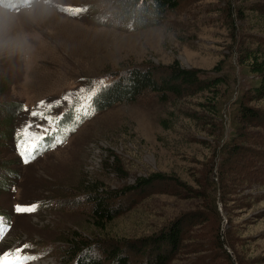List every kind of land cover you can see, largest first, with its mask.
Here are the masks:
<instances>
[{"label":"rangeland","instance_id":"1","mask_svg":"<svg viewBox=\"0 0 264 264\" xmlns=\"http://www.w3.org/2000/svg\"><path fill=\"white\" fill-rule=\"evenodd\" d=\"M123 1L26 0L18 11L0 3V180H10L9 189L0 185V213L13 218L11 227L0 217V255L27 244L24 254L37 257L29 264H64L62 251L80 233L102 248H123L127 264H153L141 241L197 218L171 264H264V118L245 132L232 129L235 102L255 82L235 65L237 50L242 41H264V0H178L141 29L121 18ZM69 4L84 5L83 16L58 9ZM176 63L201 80L231 79L221 86L223 100L231 96L222 119L200 105L207 96L197 89L177 98L147 90L133 102L95 107L103 80L149 72L160 82ZM26 101L38 102L36 112L52 123L18 111ZM245 103L264 112V100ZM11 118L42 137L64 124L66 139L22 165L6 136ZM223 144L242 155L227 160ZM155 174L165 179L111 201L117 212L106 228L90 224L85 190L121 192ZM36 202L30 213L15 210ZM154 250L153 243L151 257Z\"/></svg>","mask_w":264,"mask_h":264},{"label":"trees","instance_id":"2","mask_svg":"<svg viewBox=\"0 0 264 264\" xmlns=\"http://www.w3.org/2000/svg\"><path fill=\"white\" fill-rule=\"evenodd\" d=\"M177 7L178 0H129L126 3H124V1L121 2L119 6L121 18L123 20H130L133 23L134 29L148 28L157 25L163 20L166 10H174ZM237 55L238 57L235 61V65L237 66L238 64L241 71L253 76L255 81L253 87L250 88L249 96L246 93H240L239 99L235 102L236 109L233 113L232 129L236 132H245L246 126L249 125L251 127L255 122L261 123L264 118V112L245 103V101L260 102L264 100V41H250L248 43H243L242 41V44L240 43V47L237 50ZM167 75L168 78H165L160 82L156 81L149 72H133L126 80L121 79L120 76H118V78L96 100V104L99 107L107 109L116 104L123 103L124 101L133 102L137 96L147 90L165 94H174L177 98L181 97L184 93H188V91L197 89V94L207 96L205 102L200 105H203L204 109L210 111L212 115L217 116L220 119L223 118L224 113L222 112V108L231 97L229 94V98L223 100L221 94V86H225L231 80L227 75L201 80L198 71L180 68L177 63L170 67ZM231 94H233V92ZM18 111H22V103L18 108ZM14 120L12 118L9 119L7 131L10 133L6 134V136L10 138V143L13 144V149L16 153L15 150L19 141V136L17 134V131L19 132V127L18 125L15 126L16 122H14ZM11 130H13L12 134ZM56 135L58 134L53 133L44 137L40 142H36L37 147L39 144L42 146V143L46 144L45 147H40L41 156L50 151L49 141H53ZM241 135L243 134L241 133ZM240 137L242 140L248 141L249 136L246 135ZM250 141L253 142L251 144H260V142L253 136L250 137ZM241 149L243 148H239L238 145L234 144H223L220 147V151L222 150L221 152H229L226 156L228 157L227 160L231 159V156L235 153H237L238 156L242 155ZM16 155L20 160V156L17 153ZM252 160L255 161L256 159L251 158L250 162ZM20 163L22 165L27 164L23 163L22 160H20ZM18 174H20V171L14 172L12 176L17 178L19 176ZM6 178L7 177L3 178L2 181L0 180V185L3 189L7 190L9 189L10 180H7ZM164 179L165 176L161 174H155L150 178H141L137 181L136 186H130L127 189L116 193H111L112 191L109 192L105 188L97 187L85 190V193H87L86 199L92 204V215L88 221L97 229L106 228L107 225L114 220L115 213L117 212V210H114L111 205L113 199L119 198L126 193L137 192L140 188L149 187L153 183ZM168 179L171 180L172 178L168 176ZM214 206L215 211H217L216 204ZM1 214L3 213H0V215ZM201 217H204L202 213ZM189 219L191 218H188L185 221L181 218L173 221L168 225V229L156 235L159 237L155 242H153L152 239H149L146 242L141 241V243H144L142 244V247L147 249L145 255H148L151 263L167 264L168 262V264H171L175 258L174 254L184 246L183 239L188 232L187 230L193 228V223H196L197 218L194 221H190ZM187 221H189V225L187 224ZM102 242L103 241L101 240L100 243L92 242L80 233L74 234L73 239L69 242V248L62 251V253L64 252L62 254L64 256V264H127V256L123 248H113L112 250H109L108 248H102ZM153 243L156 245V250L152 252L153 255L151 257L150 252ZM126 246L128 247V245ZM164 248H168V258L164 255ZM95 249L96 252L100 250L105 255L104 259L91 254ZM171 250L173 252H171ZM156 257H158V259H155Z\"/></svg>","mask_w":264,"mask_h":264},{"label":"snow or ice","instance_id":"3","mask_svg":"<svg viewBox=\"0 0 264 264\" xmlns=\"http://www.w3.org/2000/svg\"><path fill=\"white\" fill-rule=\"evenodd\" d=\"M101 84L103 83L102 81L100 82ZM95 94V93H94ZM51 107V106H50ZM90 111L94 112V107L90 109ZM89 115L88 111H85L83 116L79 117L80 122L84 118H87ZM32 116H40L41 119H47L48 123L51 124L52 120L54 119L53 117H44L43 114L37 113V112H32ZM36 127H40V125H37ZM31 125H29V128H25L23 133H22V141H21V147L18 152L19 155L22 157V162L23 163H30L32 159L36 158V155L38 152L33 151L34 149H37V140L43 139L42 136L30 132ZM73 131L75 129H72ZM47 131V129H45ZM31 136V140H29V137ZM63 139H66V137H59L57 136L55 138V142L49 141V145L51 147H55L56 144L62 143ZM47 150V149H45ZM18 211L20 212H27V211H35L36 206H29V207H24V206H19ZM31 246L30 245H22L21 248L16 249L14 252H8L5 254L0 255V264H29L30 261L35 260L37 257L33 255H26L24 254L26 249H29Z\"/></svg>","mask_w":264,"mask_h":264}]
</instances>
